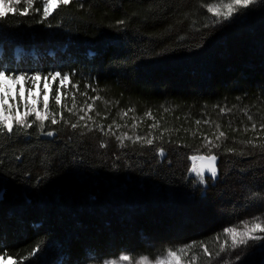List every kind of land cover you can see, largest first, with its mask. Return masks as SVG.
<instances>
[{
	"label": "trees",
	"instance_id": "1",
	"mask_svg": "<svg viewBox=\"0 0 264 264\" xmlns=\"http://www.w3.org/2000/svg\"><path fill=\"white\" fill-rule=\"evenodd\" d=\"M214 2L73 0L44 23L36 12L0 23V63L73 73L59 94L62 106L72 107L73 94L76 103L75 114L57 107L59 82L52 89L46 82L50 110L70 123L46 121L53 136L40 134L38 122L27 133L0 135V255L7 252L17 264H104L123 252L154 260L169 246L193 241L214 253L225 227L264 215L251 199L264 195V156L238 142L264 143V0L220 24L206 21ZM96 95L101 99L88 111ZM221 108L231 111L221 114ZM86 112L94 118L85 117L92 131L85 121L73 130L70 124ZM217 123L227 136L212 150L219 176L213 182L206 175L200 185L188 157L208 154L203 137L215 141ZM109 124L114 135L98 127L107 131ZM122 133L163 136L152 146L125 139L121 148L116 137ZM37 244L39 251L22 259ZM238 264H264V249L250 244Z\"/></svg>",
	"mask_w": 264,
	"mask_h": 264
},
{
	"label": "snow or ice",
	"instance_id": "2",
	"mask_svg": "<svg viewBox=\"0 0 264 264\" xmlns=\"http://www.w3.org/2000/svg\"><path fill=\"white\" fill-rule=\"evenodd\" d=\"M39 3L40 8H36L35 5ZM73 3V0H0V23L5 22L9 16H29L34 12L41 13L40 20L38 23H44L48 21L49 17L53 15L55 11L60 9L61 7H66L69 4ZM257 3V0H215L214 3H210L207 5V13L209 14L206 17V21L211 24H220L224 21L232 19L237 13H240L243 9H247L250 6ZM23 4V8L20 5ZM83 5L81 4V7ZM119 24H124L125 21L121 20L118 22ZM51 26V25H49ZM73 73L62 72V71H50L46 74L41 73L40 71L35 72H26V71H17L9 68L7 65L0 63V135L13 134L14 131L17 134L20 133V130H23L24 133H27L29 128H32L34 124H37V130L40 134H44L47 136L55 135L54 131L45 132L46 124L45 122L50 119L51 125H56L60 123V120H63L65 125H68L70 122L68 120H64L63 112L59 113L60 120L57 119V113H54L50 110L49 100L43 99L39 96H33L32 92L34 91V86L41 80L48 82V89L53 88V84L57 81L58 86L56 88V95L54 96L55 104L57 107H62L66 109L69 113H73V109L76 108L75 103V94H73V104L71 108H68L67 105H61V95L59 94L61 89H66V82H70V77L73 76ZM9 81L12 82V85H16L15 94L13 93L12 87L9 85ZM23 81L24 83H20ZM50 81V82H49ZM31 84L33 87L26 88L25 85ZM78 83H73L72 87L78 89ZM86 88H91L90 84L85 86ZM96 91V89H92ZM27 92L28 95H22V92ZM41 93L44 96H47L49 93L44 92L41 89ZM67 94V93H66ZM81 95L87 96V92L81 93ZM90 100L93 101L92 104H87L88 111L93 110V104L96 100L101 99L99 95L89 97ZM11 101V103H10ZM31 101V102H29ZM42 103V107L38 108L37 104ZM87 103V102H86ZM23 108V111L20 112L19 109ZM80 111H84L82 107ZM132 111V109H129ZM165 111H169V109L165 108ZM231 109L221 108L220 113L224 114ZM248 112L247 107L245 108V113ZM100 113H97L99 116ZM123 115H127V112H123ZM145 115L151 117V110H149ZM34 116L35 119L29 121V117ZM87 116V120L94 121V118L90 115L79 116L76 123H71L70 126L73 130L80 127V121H85V117ZM107 119V116L104 117ZM264 120V116L261 117ZM248 120L252 121V115H248ZM195 123L197 125L201 124V120H196ZM203 123L209 124L208 120H204ZM115 124V121H113ZM126 126V125H125ZM135 124H133V128H135ZM231 127V122L230 125ZM83 127L87 128L88 131H92V128L88 125L87 121H85ZM100 131L104 133V135H109V133L115 134L112 131V125L109 124L107 126V131H105L103 125H98ZM121 125L116 124V128H120ZM151 128H157L158 122L150 125ZM218 130V135H215V141H219L217 143L212 139H209L208 136H204L203 139L205 141V147L208 148V154L206 155H191L188 157L193 163L190 169V173H195L196 182L200 185H205L207 183L206 173L209 174V178L215 182L219 176V170L217 166V161L219 159L218 155L213 153L214 148H219L223 140L227 139L226 133L224 131H220V125L217 123L215 125ZM252 130L256 129V123L253 121ZM261 129H264V123L261 124ZM234 131H238V129H233ZM245 132L249 129L245 127ZM165 131H169L165 129ZM151 135V133H149ZM163 134L161 136H157L154 138H145L142 136L136 135L135 138L133 136H129L127 133H122L120 136H117L116 139L119 141V146L121 148L125 147V139L132 141V143L140 142L142 146H152L155 140L162 139ZM240 144L245 146H251L252 148H260L261 155L264 156V143L257 144L253 140H240L238 141ZM106 146L104 143H101V147ZM187 146V145H185ZM160 155L161 158L165 156V149L163 147H159L155 149ZM226 153H231L240 157L248 155L244 151L237 152L235 148H227ZM19 159V157H16ZM3 193L0 192V197H2ZM252 200L259 201L260 205L264 207V195L261 196H252ZM222 235L225 237L222 242L220 241L221 234H217L215 240L219 242L218 250L214 253L210 251L207 244L203 241L197 243L195 241L189 242L185 245L172 247L169 246L164 249L163 252H158L156 258L153 260L148 255H139L133 256L131 254H121L118 259L105 260L104 264H212V262L220 261L221 257L224 256L225 253L231 256L233 253L237 252V249H241V253L236 254L234 260L224 259L222 264H238V262L242 259L243 250H246L250 244H259L261 249H264V215L255 216L251 220L241 221L238 225L228 226L222 230ZM2 247V245H0ZM41 245L37 244L36 247L29 253L28 256L22 258L24 260L29 259L31 256L35 255L37 251H39ZM11 260L12 264H17V261L13 259V257L8 256L7 252H4L0 255V260Z\"/></svg>",
	"mask_w": 264,
	"mask_h": 264
},
{
	"label": "rangeland",
	"instance_id": "3",
	"mask_svg": "<svg viewBox=\"0 0 264 264\" xmlns=\"http://www.w3.org/2000/svg\"><path fill=\"white\" fill-rule=\"evenodd\" d=\"M23 5V4H22ZM24 6V5H23ZM21 7V6H20ZM21 8H23V7H21ZM9 83V85L12 87V89H13V93L15 94V90H16V85H12V82L11 81H9L8 82ZM20 83H23L22 81L20 82ZM28 87H33L30 83L27 85V88ZM41 89H43V91L45 92V90H46V82H41L40 84L39 83H37L35 86H34V91L32 92V95L33 96H39L40 98H41V101L43 100V99H46V97L44 96V95H42V93H41ZM22 95H25V96H27L28 95V93L25 91V92H22ZM29 102H31V101H29ZM10 103H11V101H10ZM37 107L38 108H41L42 107V103H39V104H37ZM206 175H208V177H209V174H206ZM121 254H126V253H121ZM120 254V255H121ZM120 255H118V257L120 256ZM118 259V258H117ZM109 260H111V259H109ZM9 260H7V259H5V260H0V264H9Z\"/></svg>",
	"mask_w": 264,
	"mask_h": 264
},
{
	"label": "water",
	"instance_id": "4",
	"mask_svg": "<svg viewBox=\"0 0 264 264\" xmlns=\"http://www.w3.org/2000/svg\"><path fill=\"white\" fill-rule=\"evenodd\" d=\"M159 156H160V155H159ZM163 158H164V157H163ZM163 158L160 157V159H163ZM206 174H207V173H206Z\"/></svg>",
	"mask_w": 264,
	"mask_h": 264
}]
</instances>
